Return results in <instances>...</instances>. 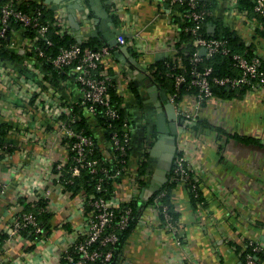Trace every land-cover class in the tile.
I'll return each instance as SVG.
<instances>
[{"label": "built area", "instance_id": "2783aa9c", "mask_svg": "<svg viewBox=\"0 0 264 264\" xmlns=\"http://www.w3.org/2000/svg\"><path fill=\"white\" fill-rule=\"evenodd\" d=\"M15 1L6 0L0 7V38L6 37L12 20L21 22L23 27L37 28V35L34 38L22 37L19 30H11L12 37L7 48L25 54L33 52L31 57L35 58L26 60L23 65L24 73H21L14 63L0 59V88L9 95V98L0 96V125L7 121L12 124L6 128L3 136L0 134V194L5 193L19 170L30 169L5 208V212L11 215V222L3 228V233L6 234L5 243L19 244L20 239L25 238L27 241L23 247H27L26 253L31 256V259L28 257L32 264H131L128 256H125V244L121 250L118 245L131 220L133 209L129 203L140 197V192L147 188L148 179H152L153 175L150 167L147 168L146 174L139 175L138 162L142 160L143 151H148L151 155L152 147L158 138L155 140L154 136L147 133L141 134L143 137H140L137 121L132 113L125 119L120 130L114 128L112 122L107 127L97 119L99 114L112 121L119 118L120 113L112 103L110 88L115 87L123 97L124 88L121 81H126V88L132 86L131 79L120 72L123 70L115 60L116 50L123 45L128 47V37L122 33L117 36L114 46L106 42L94 48L83 47L81 42L77 41L62 46L60 51L51 57L38 44L41 40H44L45 45L53 44L48 36L50 27L57 28L58 34L63 37L76 39L65 2L55 9L53 20L41 23L38 16L16 9ZM170 1L178 8L184 9H176L175 16L171 17V37L165 43L161 42V45L151 43L148 50L163 48L167 57L172 59L173 67L180 69L177 73H172L175 91L167 94L174 105L177 118H184L189 123L177 135V151L168 180L176 182V187L180 186L189 193V184L192 189H197L200 185L194 163L187 157V144H192L189 140L185 142V139H182V133L188 127L192 128L199 119H204L201 115L204 106L226 100L216 96L215 87L236 90L246 86L250 87V90L258 81L263 87L264 69L260 68L262 62L259 56L248 57L245 53L232 52L227 39L203 35L202 27L206 19L215 16L213 8H200V0ZM229 1L236 8L231 9L233 13L249 20L256 28L262 27L261 23L250 16V10L239 9L237 0ZM252 13L264 17V0H254ZM177 16L181 20L179 24L174 18ZM186 21L189 25L182 28V23ZM182 30H188L192 34L191 41L181 39ZM133 41L137 57L144 55L146 48L138 34ZM203 48L206 50L204 55L200 53ZM187 49H193L191 67L183 63L182 55L179 54L180 50ZM219 52L231 55L238 73L219 76L213 75L212 66H206L203 70L197 68V63L204 57L209 58ZM47 61L56 69L67 71L66 79H62L59 86L52 82V74L45 67ZM114 67L118 70L115 77L112 75ZM144 68L149 74V79L157 85L152 74L156 69L154 63L153 66L151 64ZM188 74L190 78H187ZM119 79H122L120 84L117 82ZM69 83L77 88L75 97L64 93V88ZM183 84H186V91L180 92V86ZM142 96L144 98V95ZM82 116L86 117L89 132L78 123ZM110 127L112 129L108 136ZM34 130L41 131V136ZM46 137H50L61 147V154L57 159L49 161L39 153L33 156L30 152L28 141L42 143ZM191 141L194 145L197 144L196 139ZM131 159H137V168H132ZM150 159L148 160L151 161ZM83 171L96 177L95 187L99 191L104 189L103 183L113 180L114 191L109 196H104L93 192L74 194L73 191L66 190L61 180L64 172L77 177ZM192 177L198 184L190 183ZM140 179L145 180L144 185L140 183ZM164 195L163 191L159 193L155 202L149 206L139 201L140 215L131 236H134L140 227L145 226L152 231L161 228L173 234L177 244H181L180 216L175 218L168 205L162 202ZM22 199L30 202L32 208L24 209ZM173 204L176 210L174 201ZM203 204L204 202H200L198 205ZM42 213H51L55 229L62 233L63 242L53 248L54 255L45 254L42 249L35 250V247L46 246V240L53 232L46 228L40 218ZM23 231H26V234H23ZM144 236L148 237L145 233ZM30 245L34 247L29 249ZM242 246L251 247V252L264 251V243L253 237L245 238ZM233 249L239 257L245 250L237 251L235 244ZM3 250L5 253L8 249ZM34 257H37L36 261ZM48 258L51 261H48ZM242 263L264 264L254 253H247Z\"/></svg>", "mask_w": 264, "mask_h": 264}, {"label": "crops", "instance_id": "0c3cea01", "mask_svg": "<svg viewBox=\"0 0 264 264\" xmlns=\"http://www.w3.org/2000/svg\"><path fill=\"white\" fill-rule=\"evenodd\" d=\"M62 2H65L68 15H73L74 22L80 25L81 29L78 30L69 17L76 40L87 43L88 40L93 39L89 41V45L85 44V47H96L103 43L105 41L103 33H112L113 24L127 35L129 56L121 49L126 47L123 45L116 50L115 60L123 70L120 72L129 77L131 84L144 95V108L138 106L134 90L131 91L133 86L126 88V81H121L122 79L117 82L120 84L121 81L124 88L123 103L137 121L138 135L140 137H143L141 134L146 135V133L151 135L155 126L157 129V108L147 90L150 84L149 74L146 73L143 78L144 84H137V75L129 73V65L125 64L122 58L129 60L138 71L145 72L144 67L151 64L153 66L156 61L167 57L163 48L158 47L154 51L148 50V46L151 43L161 45V42L165 43L171 37L173 33L171 17L175 16L176 9H179L178 6L172 4L170 0H92V2L82 0L85 8L90 9L88 19H93V22L85 23L86 20L83 17L85 12L79 10L80 1L43 0L53 14ZM95 9L98 12L107 11L112 19L103 23V31L100 28L103 17L97 16ZM213 9L219 20L235 30L247 44H253L254 52L264 61V38L257 33L258 28L251 25L249 20L233 13L231 9L236 8L229 0H217ZM174 18L179 24L181 21L177 20L179 17ZM210 27L211 24H209ZM216 27L215 24V29ZM94 31H97V36L94 35ZM137 34L146 48V53L139 57L133 46L135 42L133 39ZM161 53L163 55H159ZM21 54L25 55V53ZM131 57L137 59L142 67L133 63ZM28 58L30 57L25 55L20 63L21 73H24L23 65ZM117 71L115 67L112 69L113 77L117 75ZM158 88L160 91L165 90L160 86ZM64 93L75 97L78 91L76 86L69 83L65 86ZM0 96L9 98L5 90L1 88ZM151 105L155 109L154 117L150 109ZM202 111L201 115L208 124L219 127L223 132L218 133L202 126L199 129L188 127L181 137L185 139V142L189 140L192 144H187V157L190 162L194 163V170L205 202L203 206H194L188 191L180 186L175 187L172 195L182 225L181 244H177L173 234L161 228L156 227L157 229L152 231L145 226L140 227L124 245L125 256H128L131 264H185L189 262L243 264L233 249V244L242 245L244 239L249 237L264 243V86L256 83L255 87L243 96L209 104L204 106ZM34 132H38L41 136V131L34 130ZM195 139L197 144L194 145L191 140ZM28 143L33 156L39 153L50 161L53 158L57 159L61 154V147L50 137L43 138L42 143L34 140ZM150 157V165L147 168L150 167V172L154 173L153 164H156L159 157L155 155H150ZM138 164L137 159L136 161L131 159L132 168H137ZM29 171L28 168L19 170L13 176L5 193L0 194V237L3 235V228L11 222V215L5 212V208L10 204ZM151 180V178L148 179L147 188L151 185ZM143 232L148 237H145ZM2 239L4 242L1 244L0 240V264H32L31 256L28 252L26 253L25 248L27 247H23L27 241L25 238L20 239L19 244L11 245L5 243V237ZM62 242V233L59 229H55L46 240V246L35 247V250L42 249L43 253L54 255L53 248ZM3 249L8 250L4 253ZM34 260L36 261L37 257H34ZM48 261L51 259L48 258Z\"/></svg>", "mask_w": 264, "mask_h": 264}, {"label": "trees", "instance_id": "16d2710c", "mask_svg": "<svg viewBox=\"0 0 264 264\" xmlns=\"http://www.w3.org/2000/svg\"><path fill=\"white\" fill-rule=\"evenodd\" d=\"M6 0H0V7L5 3ZM217 0H200V8L204 7L207 9H212L216 6ZM254 5V0H237V7L239 9H248L250 10V16H252L253 19L258 21L262 24V27L258 28L257 33L259 36L264 38V17L257 13H252V8ZM14 7L16 9L23 10L31 15L38 16V20L41 23H47L49 20H53V11L49 9L44 3L43 0H16L14 2ZM179 9H184L183 7ZM39 12V13H38ZM177 20H180L177 19ZM213 21L214 24H216V29L214 32L209 31V23ZM191 23V22H190ZM185 25H189V22L182 23V28ZM12 29L19 30L22 37H30L34 38L37 35V28L33 26H27L23 27L22 23L19 21L12 20L10 23V29L8 30V33L6 37L0 38V59H4L5 61H9L11 63H14L16 68L19 69L20 63L22 62L24 56L31 57L32 53H26L25 55L21 54L20 52H17L13 49L7 48V44L9 43L11 37H12ZM202 33L206 37H217L222 39H227L228 46L230 47L232 52H240L245 53L248 57L256 56V53L254 52V46L253 44H247L242 38L233 30L230 29L227 25H225L219 18L216 16H209L206 19L205 24H203L202 27ZM48 36L52 39L53 44L52 45H45L44 40H41L38 44H40L41 48H43L48 56H55L62 46L69 45L71 43L77 42V40L69 37H63L57 32V28L50 27L48 31ZM181 39L183 41H191L193 36L192 34L187 30L181 31ZM264 40V39H263ZM89 41H93V39L88 40L87 43L81 42L80 44L85 47L86 45H89ZM106 41H103V43L99 44L96 47H99L102 44H105ZM91 47V46H90ZM94 48V47H92ZM193 49H187L186 51L180 50V55H182L183 63L187 67L193 66L191 62V55H192ZM136 54L135 52H133ZM258 56V55H257ZM167 62H170L171 64H167ZM260 68L264 69V61L261 59ZM155 70L153 71V80L158 83L160 87L165 89L167 93H171L175 91V85H174V76L172 73H177L180 69L177 67H173L172 59L169 57H163L161 60L156 61L154 63ZM206 66H212L213 67V75H231L238 73V70L233 65V59L231 55H224L221 52L213 55L212 57H204L203 60L199 63H197V68L199 70H203ZM21 67V66H20ZM46 69L49 70L52 74L53 83L56 86H59V82L62 79H66V70H58L56 69L50 61H47L46 63ZM190 74L187 75V78H190ZM259 82V81H258ZM257 82V83H258ZM133 86V85H132ZM250 88V87H249ZM249 88L242 87L239 89H230V88H224V87H215L214 92L216 96H219L222 99L230 100L234 99L236 97H241L247 91ZM133 90L135 93V98L137 99V104L142 109L144 108V98L142 94L139 92L138 88L133 86ZM186 91V84H183L180 86V92ZM111 96H112V103L114 104V107H116L119 110L120 117L116 120H108L103 114H99L97 116V119L100 121L102 125L109 126V124L112 122L113 127L120 130V128L123 125V122L125 119H127L130 116L131 111L126 106H122L124 99L122 96L119 95L115 87L110 88ZM80 126L85 127L86 130H88L87 126V120L85 116H82L81 119L78 122ZM12 124L8 121L2 125H0V134L3 136L6 132V128L10 127ZM5 126V127H4ZM208 127L211 130H215L218 133L223 132L220 130L217 126H212L208 124V122L205 119H199V121L193 126L195 129H199L200 127ZM112 127H110L108 130V136H110V130ZM151 136H154V139L156 140L159 137V133L156 129V126L153 130V134L151 133ZM150 157V154L148 151H143L142 153V160L139 163L138 171L139 175L146 174L147 167L150 163L148 160ZM118 165V164H116ZM120 166V165H118ZM95 179L96 177H93L89 172L83 171L80 176H71L69 172H64V174L61 176V180L64 182L66 190H71L74 192V194H78L79 192H93L98 195H104L109 196L114 191V185L113 180L107 181L104 184V189L99 191L95 187ZM141 184H145L144 179H140ZM190 183H197L196 180L192 177ZM198 184V183H197ZM176 187V182L168 180L166 183H164L158 190L154 191L148 198H143L142 196L138 197L137 199L131 201L129 205L132 207L133 212L131 215V220L129 223V226L126 228L124 233L121 235V241L118 245L119 249L121 250L123 247V244L128 241L130 238L134 228L137 226V217L140 215L138 211V205L139 201L141 200L144 202L145 206H149L150 204H153L155 202L156 196L161 193L162 191L165 192V195L162 197V202L167 204L169 207V211L173 214L175 218H179V213L175 210L174 204H173V190ZM189 190V197L194 206H197L200 202H205L201 189L198 186L197 189H192L191 185L189 184L188 187ZM21 204L24 209L29 210L31 209L30 202H27L26 199L21 200ZM53 215L51 213H42L40 215V218L44 221L46 224V228L50 230H54L56 227L53 225ZM23 234H26V231L22 232ZM6 237V234L3 233L1 235L0 240L1 244L4 242L2 238ZM34 245H30L29 249H32ZM237 251L244 250V252L241 254L240 259L244 261L245 256L247 253H254L255 256L258 258L259 261L264 262V251L259 252H251V247H243L242 245H236Z\"/></svg>", "mask_w": 264, "mask_h": 264}, {"label": "water", "instance_id": "95a60500", "mask_svg": "<svg viewBox=\"0 0 264 264\" xmlns=\"http://www.w3.org/2000/svg\"><path fill=\"white\" fill-rule=\"evenodd\" d=\"M81 2L80 5V11L85 12L84 19L86 20L85 23H91L93 22V19H88V14L90 9L85 8V5L82 3V0H78ZM92 2V0H91ZM94 10V9H93ZM95 11H97L95 9ZM97 16H102L103 19L101 21L100 28L102 29V25L107 20H112L108 16L107 11L103 12H95ZM71 23L74 25V27H77L78 30H80V25L76 22H74V16L70 15ZM211 27L209 28V31L214 32L215 31V24L214 22H210ZM114 31L112 33H103V37L105 38V41L108 42L111 45H115L117 43V36L122 34L121 30L118 29L115 24H113ZM124 34V33H123ZM94 35L97 36V31H94ZM126 55L129 56L128 48L122 47L121 48ZM201 54H205L206 50L203 48L200 51ZM163 55V53L159 54ZM131 60L133 63L138 65L139 67H142L141 64L134 58L131 57ZM122 61L129 65L130 71L129 73L131 75H137L138 81H136L137 84H144L145 81L143 78L146 76V69L145 72H140L137 69L134 68V65L129 62L126 58H122ZM148 92L150 93V96L152 100L156 104L157 108V119H156V125H157V131L159 133L158 139L155 141L152 150L151 155L158 156V162L156 165V168L154 170V173L152 175L151 185L148 188H144L142 192L143 198H148L154 191L158 190L164 183L168 181L169 175L171 173L173 159L175 157L176 151H177V135L178 133L182 132L187 124L189 123L184 118H177L174 105L170 102L168 94L165 90H159L158 86L150 80V84L147 87ZM160 96V98H159Z\"/></svg>", "mask_w": 264, "mask_h": 264}, {"label": "rangeland", "instance_id": "374dc122", "mask_svg": "<svg viewBox=\"0 0 264 264\" xmlns=\"http://www.w3.org/2000/svg\"><path fill=\"white\" fill-rule=\"evenodd\" d=\"M150 109L152 110V112H153V113H152V116L154 117L155 109H154V107H153L152 105L150 106ZM152 134H153V131H152ZM157 162H158V161H156V164H153L154 167H156Z\"/></svg>", "mask_w": 264, "mask_h": 264}]
</instances>
